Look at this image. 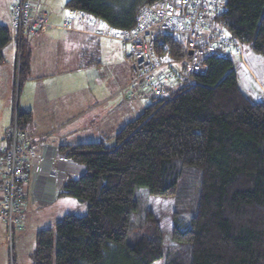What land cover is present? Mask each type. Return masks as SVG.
<instances>
[{"label":"trees","instance_id":"trees-1","mask_svg":"<svg viewBox=\"0 0 264 264\" xmlns=\"http://www.w3.org/2000/svg\"><path fill=\"white\" fill-rule=\"evenodd\" d=\"M152 1L66 0L65 6L118 31L133 27L139 7ZM224 7L225 27L264 58V0H225ZM11 32L0 23V62ZM168 45L178 53L175 43ZM25 49L19 89L30 73ZM205 63L193 84L150 98L112 139L58 145L57 159L80 164L79 176L68 172L57 182V159L48 157L39 173L24 167L23 209L13 212L9 228L26 211L38 176L55 182L54 198L87 203L85 213L64 214L36 232L33 264H153L161 258L163 264H264V100L241 91L231 60L210 56ZM18 117L26 128L32 116L18 110ZM4 170L0 193L8 182ZM147 194L174 199L165 249Z\"/></svg>","mask_w":264,"mask_h":264},{"label":"rangeland","instance_id":"rangeland-1","mask_svg":"<svg viewBox=\"0 0 264 264\" xmlns=\"http://www.w3.org/2000/svg\"><path fill=\"white\" fill-rule=\"evenodd\" d=\"M39 1V2H38ZM65 1L66 0H28L29 4L32 6V11L33 14L29 15L31 16L30 18H35L38 15H41V17L39 18V24L36 25L35 27H38L36 29H38L37 31L32 30V31H26V28H24L23 30L24 33L15 31V29L13 28V25L15 23V17L13 14V8L16 6V2L17 0H0V23L1 24H6L9 22V17L7 12L10 14L11 12V17L12 20L10 22V27L11 28V35L14 37L12 38L11 42L8 44V46L13 45L14 46V64H13V68H12V79H11V83H10V88L8 89L9 85H6L4 82L1 83L2 85V89H0V94H2L4 97H2V95H0V151L3 150V148L6 146V139L4 138V136L11 131V127L12 125L15 123L14 120L18 121L19 117H18V110H23L24 106H28L25 104H29L33 101V104L35 103L36 107H40L43 108V106H49L50 103H46L44 98H47V94L52 95V93L48 90L43 91V88L38 86L36 87V89H34V92L32 93V98H29V90H28V85L30 86L32 81L30 80H24L21 83L20 89H19V68H20V64L21 61L20 59L22 58L23 55V51L28 48L27 45V41H25V37L27 36H33L35 33H45L48 32L51 29H56V30H71V28H66L64 25H62L63 23L60 24H55L53 25L52 23H50L49 21V8H53L55 10H57L58 8L61 9L63 6V10H64V14L66 15V11H67V7L65 6ZM205 2L209 1V0H194V3H198V2ZM177 2L179 3L180 1L177 0ZM186 2L187 5L185 6V8H191V4H189V2H192V0H184L183 3ZM181 5V7H183L184 5ZM165 1L164 0H154L152 2H150V4H142L139 9H138V14H137V18L135 20V24L133 27H130L129 29H136L140 26V24L142 22L138 21V17L140 14H144L147 11L148 12H152L154 13L156 16H162L159 8L160 7H165ZM211 3L208 4L207 8L209 11H211ZM12 7V8H11ZM9 8V9H8ZM8 10V11H7ZM37 15V16H36ZM165 15V14H163ZM79 16V17H78ZM75 16L72 20V24H74V20L77 18L76 22H81L79 20H82V17L80 15ZM37 18V19H38ZM64 20V18H63ZM8 21V22H7ZM63 22V21H62ZM89 23V22H88ZM92 24L91 26L95 27L96 24L93 23H89ZM97 24H99L100 26V30H102V32L99 30L96 33L98 35H105L108 36L110 39H112L113 41L119 43V45H121L123 47V59L117 61L116 63H112V67L114 68V72L117 73L119 72V70H117L119 67H126L128 66L131 70V74H130V79L128 82L122 84L120 87H118L117 89V94H119L120 96H122L128 103L129 107L133 110H136V112H141V110L143 109V105L144 104H148L151 102L150 98H148V96L143 95V96H139V98L137 99H142V106H139V103H136V101H133V103L131 102L130 98H128L125 94H122L125 92L124 88L133 80L132 76H134V71H133V64H135V59H132V56H130V51H129V47L130 45V41H128L127 39L122 38L123 36V32L124 30H128V29H122V30H115L112 29L109 26H103V24L97 22ZM169 24H167L168 26ZM164 25H162V27H159V31L157 30V33H155L156 31L153 30L152 32H154L155 34L152 35H147L149 33H147L146 35L144 34H140L142 37H144V41L149 44L150 47H152L153 51L155 53H157L158 55H163L164 57H166V59H170L171 57H175L177 54H173L172 52H169V45L168 44H174L177 46L178 48V53L180 52H184L185 46H184V41H183V35L181 34V37L179 38L176 34H172L173 32L170 29H164L163 28ZM169 28H173V26H168ZM73 28V27H72ZM14 29V30H13ZM122 31V33H121ZM145 32V31H144ZM95 33V34H96ZM141 33V32H138ZM146 33V32H145ZM31 34V35H30ZM124 39V40H123ZM25 45V47H24ZM243 47H242V51H243V57H242V61L239 60H234L236 64L235 67V72L237 74V76L242 77L244 75V73L242 72L241 67H247L252 71H250V73H252L251 76H249L250 78L248 79V81L245 82H240V84L242 83L241 89L244 90V94L247 96H251L253 95L256 96V100H264V58L257 52L251 50V48L247 45H245L244 43H242ZM114 46V45H113ZM155 46V48H154ZM161 48L159 49L160 52L156 51V48ZM24 48V49H23ZM29 49V48H28ZM30 50V49H29ZM96 51V49L94 50ZM118 52V51H117ZM119 53V52H118ZM171 56H169L168 54H171ZM76 58L70 60V62H68V60L66 61V64L70 65V64H74L77 60V58H80V53L78 51L75 52ZM125 56V57H124ZM211 56H216L219 57L220 55H212ZM63 57V55L61 56V58ZM210 57V56H208ZM223 59H227V60H231L229 58H224L222 56H220ZM132 59V60H131ZM208 59V58H207ZM76 60V61H75ZM75 61V62H74ZM138 61V60H137ZM136 61V62H137ZM167 61V60H166ZM9 63V62H8ZM13 63V62H12ZM63 63V62H62ZM138 65H142V61L140 63H137ZM206 64V63H205ZM3 69L6 70L8 68V64H2ZM71 67V66H70ZM96 69V65L92 66ZM102 73H105V71L109 68L106 67L104 65V63L102 62ZM92 71L90 72L91 74L93 73V68H91ZM98 72V69H96ZM206 70H207V64H206ZM206 70L203 73H198V74H204L206 72ZM117 71V72H116ZM99 74V73H98ZM195 74V75H198ZM194 76V75H193ZM239 80H241V78H239ZM191 82H195V78L193 81ZM33 83V82H32ZM190 83V82H188ZM36 84V83H34ZM40 85V84H38ZM182 85L185 84H181L179 85L177 88L181 87ZM5 86V87H4ZM20 90V91H19ZM69 92V91H67ZM243 92V91H242ZM74 93L72 94H68L69 96H65L64 98H69L72 97ZM250 94V95H249ZM120 96H118V98H120ZM5 98V99H3ZM115 100V99H114ZM116 101V100H115ZM55 102L58 103H65L66 101H64L63 98L61 99H56ZM117 102V101H116ZM24 104V105H23ZM55 106H58V104H56ZM89 106H91V103H88L87 106H85L82 109L77 110L76 113H74V115L76 117L74 118H80L83 120H88V117H91L92 114L88 113L86 114V111H84L83 113L85 114L83 116V114H77L85 109H87ZM129 109V108H128ZM130 112V110H129ZM63 113L67 114L66 110H63ZM31 115V114H30ZM36 119L37 121L42 122L44 120V117L42 116V114L38 111H36L35 113ZM73 115L71 116H67L64 115L62 117V120H60L59 122H55V130L52 131V128L49 129L47 127H39V126H46L49 125L51 126V123L49 122H45L43 125H40L38 122H35V125H39L37 126L38 129L40 131L44 132H49V133H45V141L47 143L50 144V141L52 140V142L54 143V145H60V144H64L67 142H72L73 144H77L78 142H89V141H94V140H99V136L100 133H103V128L104 126H102L100 124V122H84L82 123L81 127L78 129V132L76 133V131L71 130L70 128L73 127V124H67V122H70L72 120H74V118H72ZM127 117H130L131 114H126ZM26 127V126H25ZM58 127V128H57ZM28 130V134L30 135V129L28 127H26ZM41 128V129H40ZM118 129H120L121 127H117ZM116 129V131L118 130ZM115 131H112L111 134H113ZM37 136V134H36ZM114 136V134H113ZM35 137V136H34ZM64 139H67L65 142ZM112 143V142H111ZM4 158L5 156H1L0 158V172L2 173V171L5 169V162H4ZM71 161V160H70ZM72 162V161H71ZM74 163V162H73ZM74 165L78 168V170L76 169H70L69 172L70 174H72L74 177L79 176L83 170L81 169V165H77L74 163ZM81 170H80V169ZM62 179V178H61ZM145 189L144 188H139L138 192H144ZM144 200H146V208L147 211L149 210L157 219V222L159 223V228L161 230V233H163V244H164V249L166 248V246H170V241H171V235H172V226H173V216H172V208L174 205V199L172 196H167V197H161V196H153V195H144ZM26 211L23 212L20 216V221H17L15 223L12 224L11 226V234H10V230H9V223H8V219L6 217H3L2 214L3 212H1L0 214V264H33V261L31 259V253L34 251L33 247H34V243H35V235L36 232L39 229L42 228H46L49 226L54 227L55 223L64 216V214H70V213H74V214H83L86 212L87 210V203L85 202H78L76 199H74L73 197H61L58 198L57 201H55L52 205H49L48 207H44L38 204H33L30 203V199H28V201L26 202ZM1 208V206H0ZM1 210V209H0ZM2 211V210H1ZM5 216V215H4ZM164 252V250H163ZM13 253V254H12ZM164 263V258H161V260H158L156 262H154L153 264H163Z\"/></svg>","mask_w":264,"mask_h":264},{"label":"crops","instance_id":"crops-1","mask_svg":"<svg viewBox=\"0 0 264 264\" xmlns=\"http://www.w3.org/2000/svg\"><path fill=\"white\" fill-rule=\"evenodd\" d=\"M63 7L61 9L58 8L57 10L49 8L50 12H48V14L50 17V23L53 25L62 23L63 18L65 17ZM7 14L9 22L7 21L8 23L4 25L10 27V22L12 20L11 12L10 14L7 12ZM80 16L82 17V20H79L81 22H76V18L74 24H72L73 28L69 31L51 29L45 33L40 32L35 33L33 36L25 37L28 48L30 49V73L26 80L33 82L29 83L31 84L30 86L28 85V97L32 98V93L38 86L42 87L43 91L49 89L48 92L50 91L52 93V95H49L45 91L47 98L44 99L46 103H50L49 106H43V108L40 109V107H36L35 103L33 104V101L29 104H25L28 106H24L23 110L29 111L32 116L26 127L31 130V138L40 139L41 143L46 147L47 151L45 156L53 160H56L58 157V145L57 143L54 145L52 140L50 141V144L47 143L45 141V133L47 134L49 132L43 133V131H40L37 127L39 125H35V122H38L40 125L49 122L51 123V126L46 125L39 127L52 128L53 131L55 130V122L62 120L64 115H73L72 118H74L76 117L74 113H76L77 110L82 109L87 106L88 103H91V106L87 109L77 113L83 114V116L85 115L83 113L84 111H86V114H92L91 117H88V120H83L77 117L74 118V120L67 122L66 126L68 124H73V127L70 129L77 133L78 129L85 121L90 123L100 122L104 128L103 133H100L99 137L112 139V137H114L113 134L119 130L117 127H122L125 122L132 120L139 113H137L136 110L132 112L133 108L131 109L127 101L116 93L118 87L129 81L131 74V70L128 66L119 67L117 69L119 72L116 71L117 73L114 72V68L112 67V63H116L123 59V47L108 36L98 35L96 32L100 30V26L96 21L92 20L91 17L85 14H81ZM88 22L96 24V26L92 27V24H89ZM103 26L106 27L108 25L103 24ZM100 31L102 32V30ZM8 44L3 49L4 60L0 62V89H2L1 83L3 82L6 85H9V89L11 79L13 78L12 68L14 64L13 58L15 50L13 45L8 46ZM95 49L96 51H94ZM76 51L80 53L81 59L77 58V61L75 60L76 62L74 61L75 63L73 65L66 64L67 60L70 62V60L76 58ZM62 55L63 57L61 58ZM102 62L109 68V71L107 69L105 73H102ZM2 64H8L6 73ZM95 65L98 72L92 67ZM91 68H93L92 74L90 73L92 71ZM241 69L244 75L242 77L237 76V83L240 89V85H242L243 82L248 81L250 78L249 76L252 75L248 66L241 67ZM239 78H241V80H239ZM240 82L242 83L240 84ZM241 91L244 92L242 89ZM72 93H74L72 97L64 98ZM118 96H120V98H118ZM2 97L4 96L2 95ZM249 97L253 101L257 98L256 96L253 97V95ZM61 98L66 101L64 104L55 102L56 99ZM133 101L139 103L140 107L143 104L142 99H132L131 102L133 103ZM56 104H58V106H55ZM145 105L146 104L143 106ZM64 109L67 114L63 113ZM38 110L44 117L42 122L37 121L36 119L35 113ZM126 114H131V116L127 117ZM116 129L118 130L116 131ZM112 131L115 132L111 134ZM64 140L65 142L68 141L67 139ZM67 143L73 144L72 142ZM54 168L58 171L59 175L57 182L65 177L70 169L78 170L70 159H57L54 163ZM54 184L55 182L51 179L38 176L34 180L33 187L27 193L26 202L30 199V203L35 205L38 204L44 207L52 205L59 198H54L53 196Z\"/></svg>","mask_w":264,"mask_h":264},{"label":"built area","instance_id":"built-area-1","mask_svg":"<svg viewBox=\"0 0 264 264\" xmlns=\"http://www.w3.org/2000/svg\"><path fill=\"white\" fill-rule=\"evenodd\" d=\"M164 1L165 7L159 8L161 17L147 11L139 15L138 21L142 23L138 28L124 30L123 33L121 31L122 38L130 41V56L135 59L136 64H133V80L122 93L130 100L143 95L148 98L154 97V95L163 98L181 84L188 82L193 84L194 82H191L194 80L193 75L206 70L205 60L211 54L231 59L235 67L237 63L234 60L242 61V42L233 36L220 19V13L225 10V0H209L206 3L200 1L197 4L192 0L189 2L191 8H185L187 3H183L184 0H179V3L177 0ZM182 3L183 7H181ZM209 3L212 4L211 11L207 8ZM13 14L15 17L13 28L17 33L21 31L24 33V28L28 32L38 30L35 24H39L41 15L30 18L29 15H32L33 11L28 0H17ZM78 15L81 14L77 10L67 7L62 25L67 29H72L71 22ZM167 24L173 28H169ZM162 25H164V29H170L172 34H176L179 38L181 34L183 35L184 52L175 53L177 55L170 59L155 53L152 47L144 41V37L140 35L149 33L147 35L153 36ZM153 30L156 32H152ZM157 49L155 50L158 51ZM168 55L171 56L172 53ZM141 61L142 65H138L137 63ZM14 121L11 131L4 136L10 142L4 158L6 163L4 175L8 182L0 193V209L2 210L0 212L5 214L9 222L14 219L12 214L15 210L23 209L21 199H23L27 182L25 172H22L24 167H30L31 172L39 173L37 166L44 161L47 151L40 139H32L27 128H22L18 125V121ZM32 159L37 164L32 162ZM33 164L35 165L32 166ZM9 230L11 234V229L9 228Z\"/></svg>","mask_w":264,"mask_h":264},{"label":"bare ground","instance_id":"bare-ground-1","mask_svg":"<svg viewBox=\"0 0 264 264\" xmlns=\"http://www.w3.org/2000/svg\"><path fill=\"white\" fill-rule=\"evenodd\" d=\"M154 97L160 98V96H157V95H154ZM154 97H149V98H154ZM32 162H35V160L32 159ZM35 164H37V163H35ZM35 164H33L32 166H34Z\"/></svg>","mask_w":264,"mask_h":264}]
</instances>
